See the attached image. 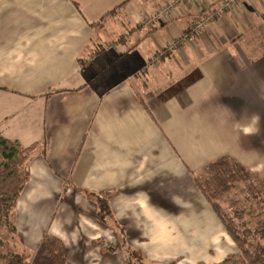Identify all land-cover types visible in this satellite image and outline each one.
Returning a JSON list of instances; mask_svg holds the SVG:
<instances>
[{"label": "crops", "instance_id": "1", "mask_svg": "<svg viewBox=\"0 0 264 264\" xmlns=\"http://www.w3.org/2000/svg\"><path fill=\"white\" fill-rule=\"evenodd\" d=\"M164 1L0 0V155L28 171L15 250L33 258L49 234L69 264H124V227L158 263L236 253L195 175L226 157L264 171V0L180 48L168 43L219 0L141 25Z\"/></svg>", "mask_w": 264, "mask_h": 264}, {"label": "rangeland", "instance_id": "2", "mask_svg": "<svg viewBox=\"0 0 264 264\" xmlns=\"http://www.w3.org/2000/svg\"><path fill=\"white\" fill-rule=\"evenodd\" d=\"M167 1L168 0H165L164 3L160 5L159 9H162V6ZM190 34L189 30L188 32L182 33L183 36H187L186 39L190 37ZM175 43L178 47L183 46V37L179 35ZM168 47L170 48L169 45ZM17 160L18 158L14 161ZM227 161L228 164L226 165V168L223 169L226 171L225 173L216 166H208L206 169L201 170L195 175V180L205 199H207L209 203L211 202L218 205L222 213L228 219H231L232 222L242 230V232L245 231V229L251 231L252 235L250 236V241L251 245L254 246L258 242H264V238L261 235L262 233H258V230H261V228L264 227V171L262 169L252 171L241 166L236 161ZM7 163L8 160L3 157V154H1L0 173L6 172ZM20 174L22 176L25 175L24 168L20 170ZM216 215L218 216L217 213ZM220 222L222 223L221 220ZM228 236L230 237L229 234ZM16 238L13 237V235L10 236L6 231V228L0 229V257L6 255L8 250L11 249L10 247L13 248V246H15ZM231 241L236 247V249L234 248L236 253L228 254V251L223 253L217 246L215 247L217 250V258H227L226 260L224 259V262H212L214 261L213 257L204 256V259L209 262L203 260L197 264H241V258L239 256L241 252L240 248L233 239ZM11 242L12 245L14 244L13 246L11 245ZM214 250L215 249H211L212 252H214ZM32 252L34 254H32V259H36L35 256L40 253L39 249H33ZM199 259L201 260L203 257L200 256ZM194 260L195 257L194 259L189 257L188 262ZM175 261L179 264V259H175ZM189 263L192 264V262Z\"/></svg>", "mask_w": 264, "mask_h": 264}, {"label": "trees", "instance_id": "3", "mask_svg": "<svg viewBox=\"0 0 264 264\" xmlns=\"http://www.w3.org/2000/svg\"><path fill=\"white\" fill-rule=\"evenodd\" d=\"M0 147H4L5 150L8 149L6 142L0 136ZM2 153L3 157L8 160L6 165V172L0 173V229L6 228V231L13 237H18L15 229L11 225L12 214L15 210L16 203L24 190L27 180V156L20 155L17 161L12 158L13 153H7L5 151ZM28 152L29 149H23L22 152ZM229 158H222L211 166L218 167L220 170L226 168ZM25 169V175L20 174V170ZM100 214L104 217L110 215V208L108 198L102 200L101 202ZM211 203V202H210ZM212 208L218 214L222 224L225 227L226 232L230 235L233 241L240 248V258L241 264H264V242H258L256 245H251L250 236L251 231L245 229L242 232L231 219H228L219 206L215 203H211ZM264 225V224H263ZM121 233V243L119 250L123 253L125 261L124 264H177V262L171 261L169 263H158L151 261L144 253L136 248L130 246L127 242L125 228L118 227ZM258 233H262L264 238V227L258 230ZM13 239V238H12ZM11 239V240H12ZM12 245V242H11ZM14 245V244H13ZM12 245V246H13ZM6 255L0 257V264H69L67 262L69 250L65 247L62 242L49 234L43 238L42 243L39 247V255L35 256L36 259L29 257L28 251H17L10 247Z\"/></svg>", "mask_w": 264, "mask_h": 264}, {"label": "built area", "instance_id": "4", "mask_svg": "<svg viewBox=\"0 0 264 264\" xmlns=\"http://www.w3.org/2000/svg\"><path fill=\"white\" fill-rule=\"evenodd\" d=\"M181 0H168L158 11H153L149 17L144 18L141 21V25L152 27L158 21L164 22L168 21L171 18H174L177 15L176 9V2ZM249 0H219L218 3L213 7L210 8L208 11V15L206 16H198L194 21V23L190 26L189 32L192 35L199 34L203 28H205L208 24V21L212 19L215 15L224 14L230 9L235 8L236 6L248 3ZM183 37V45L186 42V35H181ZM176 41V40H175ZM173 41L169 44L170 48H180L177 44Z\"/></svg>", "mask_w": 264, "mask_h": 264}]
</instances>
